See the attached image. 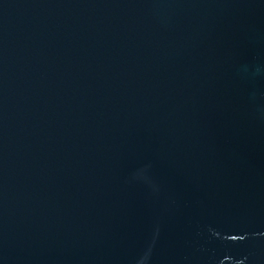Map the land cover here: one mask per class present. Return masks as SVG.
Segmentation results:
<instances>
[{"label":"water","instance_id":"1","mask_svg":"<svg viewBox=\"0 0 264 264\" xmlns=\"http://www.w3.org/2000/svg\"><path fill=\"white\" fill-rule=\"evenodd\" d=\"M0 264H264V0H0Z\"/></svg>","mask_w":264,"mask_h":264}]
</instances>
